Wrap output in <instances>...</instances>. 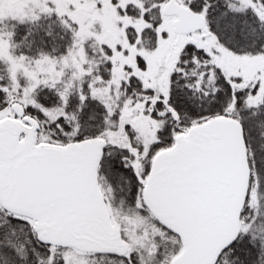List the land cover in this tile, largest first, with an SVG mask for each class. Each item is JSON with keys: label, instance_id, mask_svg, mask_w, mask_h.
<instances>
[{"label": "snow or ice", "instance_id": "obj_1", "mask_svg": "<svg viewBox=\"0 0 264 264\" xmlns=\"http://www.w3.org/2000/svg\"><path fill=\"white\" fill-rule=\"evenodd\" d=\"M0 264H264V0H0Z\"/></svg>", "mask_w": 264, "mask_h": 264}]
</instances>
